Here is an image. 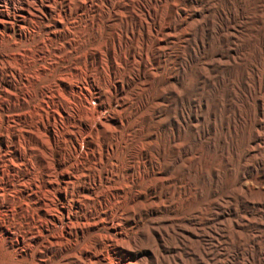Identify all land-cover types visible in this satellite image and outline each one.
I'll return each instance as SVG.
<instances>
[{
  "label": "bare ground",
  "instance_id": "6f19581e",
  "mask_svg": "<svg viewBox=\"0 0 264 264\" xmlns=\"http://www.w3.org/2000/svg\"><path fill=\"white\" fill-rule=\"evenodd\" d=\"M125 1L0 0V264H158L159 258L176 264L181 251L170 250L181 242L164 239L173 227L164 223L185 222L203 211L201 204L192 205L181 220V202L200 192L181 173L209 143L198 141L184 162L178 161L181 148L211 130L222 157L227 143L235 142L238 111L228 99H199V107H182L181 122L178 106L166 113L178 99L159 101L177 86L180 70L166 64L197 24L176 31L177 1L166 4L163 21L165 0ZM245 3L235 0L221 26L236 29L242 19V27ZM187 20L186 12L179 24ZM245 27L226 30L209 62L213 70L226 57L238 65L218 79L220 86L233 83L238 96L257 80L254 67L246 73L244 57L232 53ZM190 46L179 49L184 55ZM196 62L181 63L183 71L196 68L182 82L187 89L198 85L202 73L217 78L205 67L199 71ZM156 78L158 95L148 94ZM261 78L263 89L264 71ZM134 81L145 96L132 110L123 95ZM258 101L261 118L263 99ZM193 114H200L196 123L186 120ZM172 120L175 128L163 129ZM260 123L255 125L261 129ZM154 224L143 236V227Z\"/></svg>",
  "mask_w": 264,
  "mask_h": 264
},
{
  "label": "rangeland",
  "instance_id": "374dc122",
  "mask_svg": "<svg viewBox=\"0 0 264 264\" xmlns=\"http://www.w3.org/2000/svg\"><path fill=\"white\" fill-rule=\"evenodd\" d=\"M126 1V3H129L126 5L129 6L130 1ZM174 1L179 4L177 9L182 17L186 12L188 13V20L185 24L182 26L179 24L181 16L175 22L176 31H182L194 23L197 24V28L192 29L194 31L189 32L188 35L182 36L179 42V48L191 45L188 53L183 55L181 49L177 47L171 50V60L167 62L166 68L180 69L178 70L179 73L177 72L178 77L175 79L178 82L177 86L161 97L159 102H164L165 99H178L176 104L169 105L166 113H171L172 109L178 106V119L180 122L183 109L188 112L196 106L199 107V99H209L211 104H215L217 99H228L232 102L233 108L238 111L239 116L236 115V129L232 135L235 136L236 134L233 139L235 142L232 145L227 143L222 157L215 150L214 133L211 130L201 134L197 141L181 148V156L178 161L184 162L187 157L194 154L195 145L200 140L207 139L209 143L200 151L197 160L189 162L187 170L181 173L182 180L186 179L187 174L190 175L187 186L192 187L195 185L200 190L196 198L184 204L181 202V220L192 205L201 204L203 211L201 210V214L195 215L194 219L188 218L185 222L175 220L166 222L168 224L164 223L168 226L173 223V227L171 226L172 229L169 232L162 233L164 239L169 242H174L177 238H179L178 246L181 242V246H179L181 248L177 246L179 249L170 250V252H176L177 254L181 251L179 253L181 257H177L176 264H258L259 259L264 262V115L259 118L257 114V108L260 106L258 99H263L264 105V86L263 89L260 87L262 85L261 75L264 71V0H246L245 9L243 10V13H245L243 14L244 22H246L244 39L241 44L236 42L232 46V53L244 57L245 72L248 73V70L251 71L254 67L257 78L256 82L249 81L247 88L245 85V91L242 92L243 90H241L242 94H239V96L234 93L233 83L229 84L228 87L218 84L221 74H230L238 65L232 61L228 63L229 58L227 57L221 59V63L216 70H213V66L209 65V62L215 59V49L219 46L217 39L225 34L226 30L231 34L234 31H242L245 25L240 26L243 22L241 19L236 21L239 28L227 29L228 25L226 23L221 26L219 22L220 19L222 21V16H225V11H228L234 5L235 0H165L160 9L161 20L164 19L168 5H172ZM106 6H109V4L106 3ZM105 10L103 12L106 13ZM137 11L140 13L139 7ZM71 36L72 39L75 38L73 39L75 41L79 37V35ZM195 38L197 39L196 42L188 41L189 43H186L184 41ZM199 38L204 42L198 41ZM234 40L230 38L229 42L232 43ZM181 43L183 44L181 45ZM193 49L198 51L201 60L195 57L196 54ZM204 53L206 56H202ZM195 59L199 62V71L205 67L210 71V77L217 75V78L215 77L211 81L207 78L208 74L202 73L198 78V85L187 89L182 82L185 79L187 80L196 68L194 66L192 69L189 68L187 71H183L181 65H186V63L193 62ZM158 84L157 78L154 79L148 88V94L158 95L157 90H155ZM203 86L208 88L207 91L203 90ZM127 88L123 96L129 100L131 99V109L133 110V107L136 108L135 104L137 105L140 99H144L145 95L138 91V88L140 89L138 81H134L133 85ZM181 92H183L182 101ZM137 93L140 94L138 97L136 96ZM202 111L200 110V112ZM106 114L108 115L109 112H106ZM197 116H200V114H193L190 118L186 117V120L196 123ZM216 116L220 120L219 116H222V112L216 109ZM172 121L165 124L163 129H168V127L174 129L176 121ZM256 121L261 122L259 124L262 127L261 129L256 127ZM250 141L251 143H249ZM251 147L252 150H250ZM248 151H250V154H248ZM242 164L244 168L240 169ZM212 165H215L214 169H211ZM171 170V168L167 170L168 175ZM164 211L165 209H161L159 212L160 214L163 212L164 215ZM157 226L154 224V226L146 225L143 227V236L148 237V230ZM185 227H188L189 230L184 231ZM183 235L186 238L185 240L182 238ZM140 238L144 243L148 239L142 236ZM201 257L203 260L206 258L205 263H203ZM157 262L158 264H164L161 258ZM148 264H152V262L148 260Z\"/></svg>",
  "mask_w": 264,
  "mask_h": 264
}]
</instances>
